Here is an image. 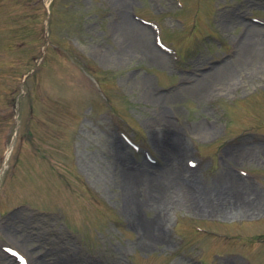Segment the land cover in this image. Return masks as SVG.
<instances>
[{
	"label": "rangeland",
	"instance_id": "obj_1",
	"mask_svg": "<svg viewBox=\"0 0 264 264\" xmlns=\"http://www.w3.org/2000/svg\"><path fill=\"white\" fill-rule=\"evenodd\" d=\"M123 15L162 65L124 50ZM252 37L264 40V0H0V264H19L8 250L27 264L50 252L70 264H264V55L239 49ZM168 121L156 147L153 126ZM115 139L146 175L178 145L180 181L212 198L229 172L254 208L202 213L166 195L137 209L165 220L145 239L114 175Z\"/></svg>",
	"mask_w": 264,
	"mask_h": 264
},
{
	"label": "bare ground",
	"instance_id": "obj_2",
	"mask_svg": "<svg viewBox=\"0 0 264 264\" xmlns=\"http://www.w3.org/2000/svg\"><path fill=\"white\" fill-rule=\"evenodd\" d=\"M121 20L122 22L120 25L122 27H126L125 30H127V35H129V37L131 38V41H128V46L123 42L125 45L124 50L138 52L141 51L144 53L152 54L151 58L154 59L156 64L162 65L160 58L165 57L161 55L160 52L154 48V46L150 47L141 43L142 34L145 32V28L134 22L132 23V21H130L124 15L122 16ZM255 42L259 44L261 43L260 46L254 48L253 37L249 42H245V40H243L241 47H239L240 51H243V53L245 54L256 53V55H260L262 58L264 55V44L262 43L264 42V40H256ZM262 61L263 62L260 66L254 67H262L264 69V58L262 59ZM224 66L219 67V69L223 68ZM217 70L218 69L212 72H208L204 74L201 79H197L196 82L198 84L195 83V85H193L191 88H189L190 90H188L191 92V95L199 96L202 91L210 89L211 87L209 85V80L212 78V76L214 78H217L221 74V72L217 73ZM171 127L172 125L170 121L165 122L164 126L155 127L156 129L153 126L152 141L156 147L159 145L161 138L164 141V146L165 143H168L170 141L169 136L171 137V134L168 133H170L169 130H171ZM202 129L205 128L201 127L198 130V133H201ZM197 135L201 136L200 134ZM177 147L178 145L173 146V150L170 156L165 155V153L161 151L160 154L166 160L164 167L162 168V170L160 169V171H157L155 175H153L155 172H150V174L146 175L147 173L144 174L136 168H134V171H132L133 169H130L128 161L123 155L124 151H127L126 146H124L120 141L116 139L113 141L110 140L108 143V154L110 157L115 159V166L113 167L114 175L124 183V190H126V195L128 198L126 206L128 207V210L132 211L133 213V215H129L130 220L132 221L134 226L142 232L141 235L145 239L150 240V228L152 231L160 230L162 225H164L165 220H163V214H161L160 212V215L155 216L153 219H151V221L142 222L136 215L137 209L139 206L146 204H152L156 207H161L163 206L162 199H164L166 195H175L176 197L180 198V202L182 203L181 207H188L195 211H201L202 213L220 212L223 210H228L232 213H236L242 210L249 211L254 208L253 203H256L257 198L253 195L246 196L242 194L241 191L245 189H241V186H239V180L229 172L224 174V176L218 180V182H220V186L218 188L219 191H217L216 195L212 198L202 196L190 181H180L179 156L176 152ZM237 157L241 159L249 158L250 154L241 152L238 153ZM143 164L146 166V168L150 169V166H148L145 162ZM153 170L155 169H152L151 171ZM138 183L139 187L142 190L141 192L143 196L140 195V192V196H135V192L131 194L132 187H134ZM137 197H142V202L144 203L140 202V199L138 200ZM162 232H164V230ZM142 248L144 249L145 245ZM30 260L32 264H70V261H68L66 257L61 255L56 256L52 252L46 253V255H41L39 257L31 255Z\"/></svg>",
	"mask_w": 264,
	"mask_h": 264
},
{
	"label": "trees",
	"instance_id": "obj_3",
	"mask_svg": "<svg viewBox=\"0 0 264 264\" xmlns=\"http://www.w3.org/2000/svg\"><path fill=\"white\" fill-rule=\"evenodd\" d=\"M8 98H9V97H8ZM9 99H10V98H9ZM10 100H12V99H10ZM9 102H10V101H9ZM12 103H13V102H12ZM12 103H10L9 106H12V105H13Z\"/></svg>",
	"mask_w": 264,
	"mask_h": 264
}]
</instances>
